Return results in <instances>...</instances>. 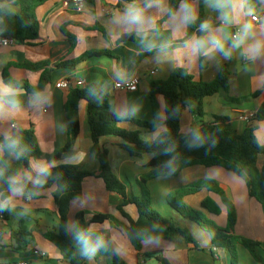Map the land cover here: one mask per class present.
<instances>
[{
	"label": "crops",
	"instance_id": "1",
	"mask_svg": "<svg viewBox=\"0 0 264 264\" xmlns=\"http://www.w3.org/2000/svg\"><path fill=\"white\" fill-rule=\"evenodd\" d=\"M203 2L204 17L201 22L208 21L212 29L223 27L225 49L230 51L226 58L220 52H213L209 56L193 53L189 41L193 36L198 37V29H192V23L184 26L179 23L180 9L171 18L164 21L169 12V1L160 0L157 6L146 8L145 16L154 20V28H147V36L134 26L116 24L115 18L122 16L129 5L141 7L149 0H136L134 3L120 0H96L94 3L84 2L78 5L75 0H50L39 7L36 16L40 26V36L34 45L19 43L10 46L0 45V81L5 85L6 79L16 82H27L32 87L40 84L43 71L20 67L22 64H40L48 62L47 69L52 72V82L45 90L37 95L47 98L46 103H34L36 95H28L19 90L18 110L7 113L0 118V137L5 134L18 135L21 131L33 128L36 133L43 157L30 161L26 169L16 159L13 161L11 176L25 173L31 175L28 180L33 187L37 173L33 169L34 163L46 162L58 165H73L80 170L98 174L99 162L92 154V139L87 119L86 103L80 106L81 132L70 151L55 162L52 156L63 150L68 142L66 103L69 91L58 89L57 84L64 80L73 82L74 88L96 86L109 96L111 111L117 115L125 108L135 106L138 111L133 117L136 120L152 121L153 107L150 97V85L154 81L167 80L176 70L185 69L197 82L212 83L218 77L221 69L227 66L230 71L228 96L235 100L228 101L223 93L207 97L203 101L204 117L199 118L189 110L184 112L181 120L182 133L190 132L193 125L210 122L214 116L230 118L234 128L243 133L247 123L238 119L240 112L257 114L264 108V0H246L245 8L239 17L230 24H222L220 13L209 6L207 0H186L199 19ZM7 7L20 12L17 0H9L0 4V8ZM257 16L258 23L252 22ZM162 22L160 32L158 25ZM251 25V32L239 48H231V38L243 28L244 24ZM124 35H134L136 40L119 43ZM206 35V33H204ZM260 45L259 52H250V46ZM72 44L75 47H72ZM149 44L156 46L148 50ZM161 45H166L161 48ZM73 48V50H72ZM108 53L89 58L75 70L58 69V63H64L81 58L87 53ZM206 59L208 65L205 70L200 69V58ZM138 80L136 92L117 90V83ZM84 83L82 87L77 86ZM76 84V85H75ZM258 97H256V95ZM161 109V119L165 120V104L163 97L158 99ZM17 129H12V125ZM124 128L136 131L138 127L126 123ZM165 127H160L155 133L141 131V137L148 142H154ZM256 137L264 146V121L258 123ZM123 141L117 137L101 139V145L109 152L110 165L113 172L126 185L129 195L142 197L139 182L154 169L148 167L153 155L146 154L141 158H132L120 148ZM0 149V156H2ZM258 167H264V156L258 160ZM201 180H214L221 183L229 192L230 198L238 214V222L234 233L259 244V254L264 258V211L262 206L250 198L245 182L235 174L221 168H205L192 166L184 169L176 178L160 177L148 182L153 204L157 205L160 214L171 220L176 226L188 229L200 249L189 244L182 236H177L174 242L150 241L144 243L141 253L132 246L123 227H113L110 222L94 224L90 231L95 236H103L108 243V251H99L86 264H113L117 255L127 264H155V257L161 255L170 264H231L230 254L213 247L211 237L200 235L196 224L183 218L174 211L167 202L170 193L186 188ZM140 189H139V188ZM55 185L46 186L40 193L39 199L34 200L25 193L22 197H14L9 207L10 219L5 220L0 215V264H20L30 261V264H71L59 251L43 238V232L52 230L59 225L58 210L53 197ZM211 198L221 210L219 216H210L218 226L225 229L228 226V213L219 196L203 190L185 199L186 204L196 210H202V203ZM123 199L117 194L107 191L104 181L98 177H91L83 183V197L71 205L69 222L70 229L74 228L75 218L80 212H85L88 219L95 215H110L121 225L128 224V220L119 211ZM154 206V208H155ZM124 213L136 220L138 211L134 205L124 208ZM23 228L31 238L28 243V255L19 249L14 234ZM199 227V226H198ZM119 248L117 254L115 249ZM31 249H38L49 254L47 260H37L31 257ZM239 264H260L254 260L248 250L238 247ZM215 257H214V256ZM211 256V257H210ZM158 263V262H157ZM159 264V263H158Z\"/></svg>",
	"mask_w": 264,
	"mask_h": 264
},
{
	"label": "trees",
	"instance_id": "2",
	"mask_svg": "<svg viewBox=\"0 0 264 264\" xmlns=\"http://www.w3.org/2000/svg\"><path fill=\"white\" fill-rule=\"evenodd\" d=\"M7 1L9 0H0V4ZM49 1L17 0L20 12L7 7L0 8V39L8 38L19 44L34 45L40 36V26L36 11ZM85 1L94 3L96 0ZM135 1L120 0V3H134ZM168 1L169 12L164 21L174 16L181 4L186 2V0ZM146 5L141 6V8ZM203 17V2H201L199 19L192 23V29L196 30L199 28ZM161 25L162 22L158 25V32H160ZM201 36H204V32L200 31L198 32V37ZM135 40L136 36L134 35H124L118 42L125 43ZM72 47L74 48L75 45L72 44ZM107 54L91 52L77 60L58 63L55 67L75 70L89 58ZM48 65V62L35 65H20V67L31 70L43 71L40 84L37 87H32L27 82H16L7 79L6 84L18 90H23L28 95L40 94L52 82V72L47 69ZM207 65L206 59L201 57L200 69L202 71L205 70ZM229 84L230 71L227 66L221 69L218 77L212 83L197 82L189 71L178 69L167 80L151 83L150 97L153 107V120L151 122L136 120L131 116L118 118L111 111L109 96L96 86L71 88L66 103L68 142L63 150L54 153L52 159L55 162L59 161L76 143L81 132L80 106L82 103H86L88 125L93 143L91 151L98 160L100 168L99 173L94 174L82 171L77 166L58 165L51 168V175L38 187H33L28 180H25V193L34 200L39 199V193L46 186H56L53 197L58 210L59 225L52 230L44 231L43 238L53 245L63 257L69 259L71 264H86L87 262V258L81 255L80 245L74 239L76 230H89L91 225L105 222H110L115 228L123 227L132 246L139 253L142 252L144 243L150 241L174 242L177 236H182L189 244L194 245L196 249H200L198 242L188 229L176 226L171 220L154 210L151 193L147 187L148 182L152 179L160 177L176 178L184 169L192 166L221 168L235 174L245 182L250 198L257 201L264 211V167H258L259 158L264 156V146L259 143L256 137L258 123L264 121V108L257 113L256 118L247 125L243 133H239L234 128L231 119L227 117L214 116L210 122H201L199 126L193 125L191 130L195 129L205 137V143L199 147H189L190 132L187 134L182 133L181 120L184 112L189 110L193 115L203 118V101L207 97L223 93L228 101H235L228 96ZM159 97L164 99V121L161 119ZM126 123L134 124L138 127V130L131 131L124 128L122 125ZM160 127H165V131L154 142L142 139L141 131L155 133ZM14 137L19 139L20 145L25 149V152L17 159L10 154L6 147L1 149L3 154L0 156V200L10 195L8 180L11 177L14 159L26 169H29L31 160L43 157L33 128L21 131L20 134ZM105 137L120 138L123 141L120 148L132 158H141L146 154L153 155L148 167L154 170L139 182L142 189V197L130 196L126 185L113 172L110 165L109 152L101 145V139ZM4 143L5 138L0 137V145H4ZM169 145L174 146V151L166 153L165 149ZM173 157H175V171L169 174V170L164 165ZM91 177H98L103 180L108 192L117 194L123 199V204L119 211L127 218L128 224L121 225L110 215H95L93 218L88 219L85 212H80L75 218L74 228L70 229L69 215L71 205L74 201L83 197V183ZM203 190L219 196L225 205L228 213V226L225 229L219 227L215 221L208 217V215L219 216L221 214L220 207L211 198L202 203V210L193 209L186 204L185 199L187 197L196 195ZM167 202L183 218L195 223L207 232L211 237L213 247L230 254L231 264H239L240 262L239 246L245 247L256 262L264 264V258L258 251L259 244L234 233L238 222L237 210L229 192L221 183L214 180L198 181L189 187L170 193L167 197ZM128 205L136 207L138 211L136 220L124 213V208ZM10 213L11 210L9 208L0 211V215L5 220L10 219ZM13 237L23 254L28 255L27 247L32 237L22 227ZM147 257H155L159 264H170L161 255H148ZM113 264L127 263L115 255Z\"/></svg>",
	"mask_w": 264,
	"mask_h": 264
},
{
	"label": "clouds",
	"instance_id": "3",
	"mask_svg": "<svg viewBox=\"0 0 264 264\" xmlns=\"http://www.w3.org/2000/svg\"><path fill=\"white\" fill-rule=\"evenodd\" d=\"M209 6L220 13V20L222 24H230L234 19L238 18L240 13L244 11L246 0H207ZM155 5L160 4V0H149V3L144 7H138L136 5H129L122 16L115 18L114 22L116 24L127 25L129 27H135L138 31L144 33L147 36V28H154L155 23L152 18L145 16L146 8H150ZM181 15L179 16L180 25H188L195 21L196 14L195 10L187 3L181 4L180 9ZM201 32L206 33V35L201 37L193 36L192 40L189 41L188 46L191 47L193 53H202L205 56H209L213 52H220L226 58L230 55V51L225 49V40L228 39L227 36H223V27L218 29H212L210 23L205 21L200 25ZM251 32V25L244 24L240 32H238L234 37L231 38V48H239L244 44L245 40L248 38ZM156 45L149 44L148 50H152ZM166 45H161L164 48ZM260 49L259 43L254 46H250L249 51L258 53ZM19 90L12 87L11 85H5L0 81V118H3L7 113L11 111L18 110L20 107V101L18 100ZM95 94V93H94ZM47 98L36 95L34 97V103L42 104L46 103ZM138 109L133 106L131 108H125L123 111L118 112V118H124L128 116H134ZM15 127V126H13ZM19 129H17V132ZM191 140L189 142V147H199L205 143V137H203L199 131L192 129L190 130ZM163 143V141H161ZM7 148L10 154L14 155L19 159L25 152V149L21 147L18 138L10 134H5V143L0 145V149ZM174 151V146L169 145L165 149L166 153H171ZM175 157L170 159L164 165L165 168L169 170V174L175 171L174 168ZM54 167V163L39 162L33 164V169L37 173L36 179L33 181L34 185H42L46 178L51 175V168ZM25 180H32L30 174L25 173L22 178L20 175H13L9 177L8 191L10 195L0 200V211L8 209L12 205L14 197H22L25 195L26 184ZM74 239L80 245L81 255L87 259H92L99 251H108V243L105 241L103 236H95L90 230H76ZM114 251L119 253V248Z\"/></svg>",
	"mask_w": 264,
	"mask_h": 264
},
{
	"label": "built area",
	"instance_id": "4",
	"mask_svg": "<svg viewBox=\"0 0 264 264\" xmlns=\"http://www.w3.org/2000/svg\"><path fill=\"white\" fill-rule=\"evenodd\" d=\"M76 3L78 5L84 4L85 0H75ZM252 22L254 23H258L259 19L257 16H253L252 17ZM16 42L12 39H8V38H3L0 39V45L1 46H10L12 44H15ZM73 82H71L70 80H64L62 82H60L59 84H57V88L58 89H63L66 91H70L71 88H73ZM76 85V84H75ZM84 85V83H80L77 86L82 87ZM138 86H139V82L138 80H132V81H128L125 83H117L115 85V88L117 90H121V91H127V92H136L138 90ZM257 114L254 113H249V112H240L238 114V119L242 122H245L247 124H249L252 120H254L256 118ZM15 126V127H13ZM12 129L16 130L17 126L14 124L12 125ZM31 257L33 259H37V260H47L49 258V254L44 252V251H40L38 249H31ZM20 264H30V261H22L20 262Z\"/></svg>",
	"mask_w": 264,
	"mask_h": 264
},
{
	"label": "rangeland",
	"instance_id": "5",
	"mask_svg": "<svg viewBox=\"0 0 264 264\" xmlns=\"http://www.w3.org/2000/svg\"><path fill=\"white\" fill-rule=\"evenodd\" d=\"M192 185V184H191ZM191 185H189V186H191ZM189 186H187V187H189ZM140 188H141V186H139ZM138 187V188H139ZM139 188V189H140ZM142 190V189H141ZM142 195V194H141ZM151 199H152V196H151ZM152 202H153V200H152ZM188 205V204H187ZM154 206H155V203L153 204L152 203V207L154 208ZM189 206V205H188ZM190 207V206H189ZM154 210H156L157 212L159 211L160 212V210H159V208H158V206L156 205L155 206V208H154ZM158 212V213H159ZM208 217H209V215H208ZM211 219V218H210ZM213 220V219H212ZM214 221V220H213ZM216 223V222H215ZM220 227V226H219ZM196 228H198V230L200 231V235H202V236H207V237H209V234L207 233V232H205L204 230H202L200 227H198V225L196 226ZM211 257V256H210ZM158 261L157 260H155V264H158L157 263Z\"/></svg>",
	"mask_w": 264,
	"mask_h": 264
}]
</instances>
